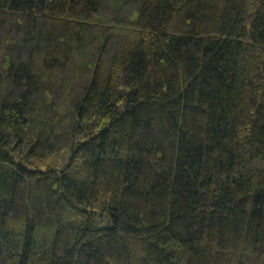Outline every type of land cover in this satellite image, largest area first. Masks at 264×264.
Returning a JSON list of instances; mask_svg holds the SVG:
<instances>
[{"label": "trees", "instance_id": "trees-1", "mask_svg": "<svg viewBox=\"0 0 264 264\" xmlns=\"http://www.w3.org/2000/svg\"><path fill=\"white\" fill-rule=\"evenodd\" d=\"M0 264H264V0H0Z\"/></svg>", "mask_w": 264, "mask_h": 264}]
</instances>
